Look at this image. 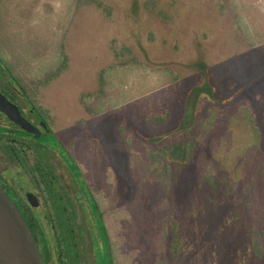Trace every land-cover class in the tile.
<instances>
[{"label":"rangeland","instance_id":"rangeland-1","mask_svg":"<svg viewBox=\"0 0 264 264\" xmlns=\"http://www.w3.org/2000/svg\"><path fill=\"white\" fill-rule=\"evenodd\" d=\"M0 50L34 80L54 129L73 135L89 180L101 182V174L112 172L118 182L120 208L108 225L113 237L118 232L112 240L126 264L133 256L137 264L136 191L148 183L136 160L144 149L134 142L127 147L116 133L133 111L150 102L154 109L178 78L182 99L161 126L139 127L143 138L178 142L187 120L200 126L210 109L246 101L264 151V0H0ZM199 56L208 65L213 100L198 89L204 73L189 65ZM236 112L241 111L224 116ZM218 120L208 131L202 163L211 161L217 174L231 177L232 195L221 200L204 183L189 181L178 186L177 201L166 196V210L174 203L179 213L178 264H264L263 163L248 148L246 122L234 121L228 129L227 120ZM145 144L153 151L148 140ZM232 155L237 161L248 158L247 165L236 169ZM148 203L155 206L158 199ZM152 233L149 243L161 237Z\"/></svg>","mask_w":264,"mask_h":264},{"label":"flooded vegetation","instance_id":"flooded-vegetation-1","mask_svg":"<svg viewBox=\"0 0 264 264\" xmlns=\"http://www.w3.org/2000/svg\"><path fill=\"white\" fill-rule=\"evenodd\" d=\"M37 88L0 50V103H6V110L0 107L1 188L25 221L43 264H126L112 240L118 232L113 237L108 225L120 208L118 182L112 172L101 174V182L89 180L79 144L54 129L53 114L39 103ZM96 224L106 231L99 232ZM132 249L129 242L127 250ZM134 262V256L128 259Z\"/></svg>","mask_w":264,"mask_h":264},{"label":"trees","instance_id":"trees-1","mask_svg":"<svg viewBox=\"0 0 264 264\" xmlns=\"http://www.w3.org/2000/svg\"><path fill=\"white\" fill-rule=\"evenodd\" d=\"M189 65L193 68V71L204 73L205 80L198 89L201 93H204L213 100L214 88L208 83L206 75L208 65L200 56ZM172 83V90L170 92H165L163 95L164 99L161 103L156 104L154 109H151V105H149L150 103L152 104V102L147 103L132 112L133 115L129 117L127 125L119 123L116 126V133L123 139V143L127 147L130 148L132 142H134V144H138L137 147L144 149V151L141 150L139 152L136 159L137 163H139V161L141 162V168L146 169L145 174L142 173L140 177H146L145 179L148 181L146 186L136 191V204L134 207L136 219L134 241L137 247V264H178L181 262L179 249V213H175L174 203L171 206V211L166 210L167 205L165 203L167 195H169L168 197L174 202L177 201L174 200V193L181 183H184L187 187L189 181L195 183L199 181L204 183L205 188L210 192L212 197L221 196V200L225 199L227 194L231 197V177L229 176V179H227V175H225V177L223 174H217L211 161L205 164L202 163L204 158L202 151L205 149L204 145L208 131L216 129L219 123V117H223V120H227V123H224L223 126L228 129L231 128V124L234 121L247 123L250 134L245 133L244 137L246 139L250 138L248 139V148L250 150H256V154H260L261 162L263 163V170L261 172L264 175V151L260 148L261 133L256 120L252 116L250 105L246 101L243 102L242 105L233 103L223 109H210L209 115L206 120L201 122L200 126L196 125L193 120H187L186 125L183 126V128L187 130L186 134L184 138L178 142L163 144L160 139H156L158 136L149 139L146 137L143 138L138 132V128L150 125L161 126L171 117L177 106V102L182 99L183 84L181 80L174 78V82ZM234 110L241 112H236V115H232L231 117L224 116ZM189 116L190 112L186 119H188ZM132 125L136 128L135 133L131 131ZM196 129L197 132L193 133ZM147 140L153 151L149 150L148 146L145 144ZM232 156L233 161H236V169L241 167L244 163L241 169L247 165L248 158H244L243 161H241V157L237 161L236 155ZM226 157V159H228L229 155ZM195 163L196 165H194ZM220 165H222L221 168L224 167V164L221 162L219 167ZM190 171H192V173ZM165 176L170 180L167 181ZM147 177H149V179ZM149 185L151 189H149ZM149 199H158L157 205L154 204L155 206H150L148 203ZM125 214L128 215L129 213L125 212ZM108 224L111 225V223ZM103 225L96 224L95 226L99 232H104L106 230ZM111 229L112 227L110 226V230ZM153 231H159L161 237L158 238L159 241L157 240V242H155L153 239L154 242L149 243V239L151 240L154 237ZM253 255L258 257V253L256 252H253Z\"/></svg>","mask_w":264,"mask_h":264},{"label":"water","instance_id":"water-1","mask_svg":"<svg viewBox=\"0 0 264 264\" xmlns=\"http://www.w3.org/2000/svg\"><path fill=\"white\" fill-rule=\"evenodd\" d=\"M4 104L0 107L6 110ZM0 264H43L25 221L1 186Z\"/></svg>","mask_w":264,"mask_h":264}]
</instances>
